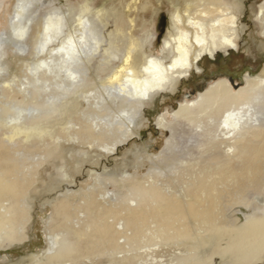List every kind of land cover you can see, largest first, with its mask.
<instances>
[{"label": "bare ground", "instance_id": "obj_1", "mask_svg": "<svg viewBox=\"0 0 264 264\" xmlns=\"http://www.w3.org/2000/svg\"><path fill=\"white\" fill-rule=\"evenodd\" d=\"M56 1H42L41 8H46L43 15L34 10V0H16L12 8L8 26L13 47L19 55L32 54L34 60L25 63L27 72L20 81L26 96L17 86L0 88L7 103L26 111L25 116L15 119L9 131L0 134L2 139L22 134L27 140L28 133L59 138L51 136L43 123L60 113L68 125L62 128L63 138L115 154L134 134L133 120L145 101L172 89L191 73L200 72L198 65L204 58L214 60L240 47L239 18L235 9L222 0H181L175 4L162 42L164 58L145 55L140 50V39H134L125 54L111 35L107 47H102L105 41L87 14L88 6L81 12L80 5L72 3L67 13ZM256 19L264 35V3ZM37 25L38 38L34 51L29 52L27 41ZM4 39V35L0 36V48ZM97 59L96 76L90 78ZM5 69L0 64V71ZM105 71L112 73L109 83L97 85V78ZM103 91L110 99L121 100L117 110L102 109L106 102ZM19 94L20 100L16 96ZM81 101L86 103L83 110ZM74 109L78 116L72 114ZM1 112L12 115L8 110ZM173 116L175 124L164 119L159 123L160 128L170 132L165 151L171 150L176 141L175 128L182 123L189 135L202 138L195 140L196 158L180 161L184 168L198 166L180 190L166 194L154 182L144 186L130 181L127 194L116 202L114 192L113 200L105 198V191L95 185L78 194L67 190L56 198L59 201L53 206L51 220L60 224L50 226L46 247L36 256L37 264H75L82 256L106 257L91 264H134L132 261L141 254H131V249L128 254L125 246L152 240L167 246L193 242L183 246V252L171 254L167 263L157 264L264 263V203L244 217L243 230L236 229L232 221L226 224L221 206L226 197L232 204L246 205L249 190H254L256 196L264 191V65L254 77H244L243 87L236 89L225 79L212 83L192 101L181 103ZM24 148L15 146L9 149L10 154H0V247L26 237L25 224L30 220L26 193L36 168L50 156L48 142L30 143ZM165 153L160 154V160H166ZM173 170L178 172L176 166ZM65 175L62 171V177ZM91 176L95 181L103 179L95 172ZM77 195L82 204L73 208L70 202ZM76 209L90 214L98 210L100 216L80 227ZM192 225L209 227V235L195 236ZM208 238L211 242L205 258L194 261L196 249L204 248ZM118 252H122L121 256H116ZM225 256L227 260L217 261Z\"/></svg>", "mask_w": 264, "mask_h": 264}, {"label": "rangeland", "instance_id": "obj_2", "mask_svg": "<svg viewBox=\"0 0 264 264\" xmlns=\"http://www.w3.org/2000/svg\"><path fill=\"white\" fill-rule=\"evenodd\" d=\"M42 1L57 2L56 0H34V10H39L40 15L46 12L45 7L41 8ZM179 1L181 0H58L61 3V9L67 13L71 11L69 7H72V3H78L80 5L78 10L81 12L88 6L87 14L90 15L94 25L99 28L105 41L102 47H107L111 35V38L121 47V52L125 54L126 51H130L129 44L133 43L134 39H140V50L145 55L151 57L158 55L159 57L163 56V58L165 55H162V42L166 39L170 28V14L174 10V5L178 4ZM222 1L230 4L239 18V49L230 51L228 55L219 54L214 60L204 58L198 65L200 72L191 73L190 76L177 81L172 89L169 88L162 94L154 95L145 101L140 113L134 117V134L121 144L115 154H107L106 150H102V147L98 149V146L93 147L86 143H78L74 139L63 138L62 128L68 125L60 113L53 114L50 119L43 123L46 125V129L49 128L47 131L51 136H58L59 138L52 139L48 134L39 135L36 133H28L30 136L27 140L22 134L12 136L10 140L0 138V154L3 152L10 154L9 149L11 147L17 146L21 150L30 143L38 145L46 142H48V151H50V156L36 168L34 181L26 193L25 200L30 216V220L25 224L24 229L26 237L20 242H12L7 246L0 247V264H37V255H40L46 247V237L50 233V226L58 224L56 220H51L53 206L59 201L56 198L67 190L78 194L79 190H87L95 185L105 191L102 194L103 197L114 199L115 196L114 201L116 202L117 199L127 194L130 181L144 184V186H149L151 182H154L164 189L166 194H171L179 191L187 181L188 176L192 172H196L197 165L184 168L180 161L196 158L195 140L202 138H193V135H189L186 125L182 123L175 128L176 141L171 150L165 151L170 132L160 128V120L164 119L168 124H175L173 114L181 103L192 101L199 92L218 80L225 79L236 89L243 87L244 77L246 75L254 77L264 65V35L256 19L258 8L264 3V0ZM15 4L16 0H0V36L4 35L5 38L0 48V64L2 68H6L0 71V88L1 86H17L19 91L26 96L20 81L27 72L25 63L32 62L34 57L30 53L23 56L19 55L13 47L14 40L8 21L9 16L13 14L12 8ZM117 24H119L118 27ZM38 32L39 26H33L31 37L27 41L29 52L34 51ZM98 60L93 63L90 69L91 74L88 77L96 76ZM165 62L168 63L169 59H166ZM111 74L108 71L102 72L101 78H97L96 84L105 85L109 83ZM103 93L106 102L102 109L109 111L110 107H113L117 110L121 105V100L110 99L105 91ZM16 96L20 100L21 95ZM80 108L81 110L86 108L84 101H81ZM1 110H8L12 115L3 114ZM72 114L78 116L79 112L74 109ZM25 115L26 111L22 108L18 109L17 106L7 103L0 90V134L4 130L9 131L16 124L15 119H18L17 117ZM121 116L124 117L122 114ZM120 131L121 128L117 131L119 135L121 134ZM162 152L167 154L165 161L160 160L159 156ZM98 154H103V156L97 158ZM175 166L177 173L173 170ZM182 168L185 169L184 172ZM62 171L66 173L63 177ZM92 172L101 174L102 181H95L91 176ZM248 194L250 200L246 205L232 204L229 197L224 198L221 202V206L225 209L223 214L226 224L232 221L238 230L245 228L243 225L244 217L251 215L254 212V207L264 203V191L258 196L254 190H249ZM81 204L82 201L79 200L78 195L72 197L70 205L73 208ZM84 212H78L76 209L75 214L79 219L77 226L82 227L90 221V218H99L100 216L98 210H95L93 214ZM115 227L121 228L119 225H115ZM150 227L152 230L155 228L153 225ZM192 229L195 230V236L198 237H204L210 233L209 227L192 225ZM207 240L208 243L205 244L204 248L196 249L198 255H195L194 261L205 258L211 242L210 238ZM119 241L122 242L123 240L119 239ZM191 242H181L178 243L179 245L170 243L167 246V244H156L152 240L139 243L136 246L133 245V247L130 246V248L125 246L124 252L130 254L132 250L131 254H141V258L132 261L134 264L167 263L171 254L179 253ZM120 254L122 252L116 253V256H121ZM105 258V256H93L87 259V257L82 256L75 261V264H91V262H99ZM218 259L216 260L222 263L228 259V256ZM64 264L70 263L65 261ZM260 264L264 263L260 262Z\"/></svg>", "mask_w": 264, "mask_h": 264}]
</instances>
